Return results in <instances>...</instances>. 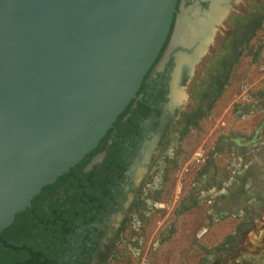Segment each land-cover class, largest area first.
Segmentation results:
<instances>
[{"label":"rangeland","instance_id":"obj_1","mask_svg":"<svg viewBox=\"0 0 264 264\" xmlns=\"http://www.w3.org/2000/svg\"><path fill=\"white\" fill-rule=\"evenodd\" d=\"M225 5L108 264H264V0Z\"/></svg>","mask_w":264,"mask_h":264},{"label":"water","instance_id":"obj_2","mask_svg":"<svg viewBox=\"0 0 264 264\" xmlns=\"http://www.w3.org/2000/svg\"><path fill=\"white\" fill-rule=\"evenodd\" d=\"M179 1L0 0V234L138 98Z\"/></svg>","mask_w":264,"mask_h":264},{"label":"flooded vegetation","instance_id":"obj_3","mask_svg":"<svg viewBox=\"0 0 264 264\" xmlns=\"http://www.w3.org/2000/svg\"><path fill=\"white\" fill-rule=\"evenodd\" d=\"M181 1L169 39L145 77L138 98L94 151L44 188L32 206L0 234V264H108L113 260L137 187L177 115L180 104L172 88L176 52L195 49L169 51ZM183 1L195 2L202 10L209 4L208 0ZM200 55L177 91L188 82Z\"/></svg>","mask_w":264,"mask_h":264},{"label":"bare ground","instance_id":"obj_4","mask_svg":"<svg viewBox=\"0 0 264 264\" xmlns=\"http://www.w3.org/2000/svg\"><path fill=\"white\" fill-rule=\"evenodd\" d=\"M211 1V7L209 11L200 18H198L199 16L196 18L198 11H196L192 16L188 15V11H182L180 15L170 51L175 50L177 47L187 49L195 47V51L193 52V55H187L188 52L181 53L182 51L180 50L181 52L176 55V67L175 71H173L174 74L172 80V88L174 89L177 99L181 98L182 94L177 90L186 82L194 60L206 48L209 41L208 37L211 34L214 24L219 22L221 16L225 14V0Z\"/></svg>","mask_w":264,"mask_h":264}]
</instances>
